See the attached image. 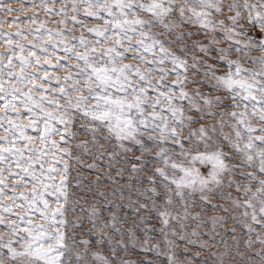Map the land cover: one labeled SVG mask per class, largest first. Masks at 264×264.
I'll return each instance as SVG.
<instances>
[{
    "label": "snow or ice",
    "instance_id": "1",
    "mask_svg": "<svg viewBox=\"0 0 264 264\" xmlns=\"http://www.w3.org/2000/svg\"><path fill=\"white\" fill-rule=\"evenodd\" d=\"M0 46V264H264V0H0Z\"/></svg>",
    "mask_w": 264,
    "mask_h": 264
},
{
    "label": "rangeland",
    "instance_id": "2",
    "mask_svg": "<svg viewBox=\"0 0 264 264\" xmlns=\"http://www.w3.org/2000/svg\"><path fill=\"white\" fill-rule=\"evenodd\" d=\"M11 7H12L13 9H17V8L22 7V5H20V4H13V5H11ZM35 11H39V10H38V9H35ZM19 14H20L21 17H24V16H31V15H32L31 12H21V13H19ZM40 15L43 16V13L40 12ZM14 18H15V17H11L10 19H14ZM46 23L51 24V23H53V21L49 20V21H46ZM95 26H99V25H92V24L89 25V27H95ZM24 29H25V26L22 25V26H21V31H23ZM3 31L13 32V31H15V29H14V28H10V27L8 26L7 22H5V25H4V28H3ZM4 50H5V49H4V46H0V51H4ZM126 62L131 63V61H126ZM60 75H67V73H60ZM253 123H255V122H253ZM57 142L59 143V138H58V137H57ZM35 147H39V145H36ZM137 154H138V153H137ZM85 163L87 164V161H86ZM46 167H47V165H46ZM69 167L71 168L72 165H69ZM74 175H83V173H74ZM90 178H91V179H94L95 177L92 176V177H90ZM57 180H59V177H57ZM69 183L74 184L75 181H69ZM70 191H71V190H70ZM72 195H79V193L72 191ZM209 215H217V214H216V213H209ZM73 219H75L74 216H71V215L68 216V220H69V221H71V220H73ZM39 222H40V221H38V220L34 221V223H39ZM66 234H67V235H75L76 233H75L74 231H69V232H67ZM71 242H72V241H69V243H71ZM208 251H213V249L209 248ZM192 254H193V255H196V254H197V253H196V250H192ZM129 255H131V253H130ZM142 258H143V257H142L140 254H136L135 256H132V259H142ZM199 258H200V259H204L205 257H204L203 255H200ZM193 264H195V262H193Z\"/></svg>",
    "mask_w": 264,
    "mask_h": 264
}]
</instances>
